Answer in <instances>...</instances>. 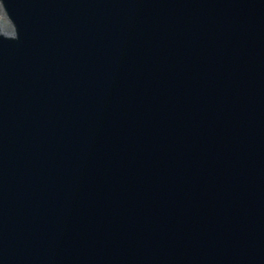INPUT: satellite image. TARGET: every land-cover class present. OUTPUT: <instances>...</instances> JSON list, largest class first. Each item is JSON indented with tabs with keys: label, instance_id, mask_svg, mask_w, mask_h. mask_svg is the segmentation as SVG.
<instances>
[{
	"label": "water",
	"instance_id": "obj_1",
	"mask_svg": "<svg viewBox=\"0 0 264 264\" xmlns=\"http://www.w3.org/2000/svg\"><path fill=\"white\" fill-rule=\"evenodd\" d=\"M0 2V264H264V0Z\"/></svg>",
	"mask_w": 264,
	"mask_h": 264
},
{
	"label": "rangeland",
	"instance_id": "obj_2",
	"mask_svg": "<svg viewBox=\"0 0 264 264\" xmlns=\"http://www.w3.org/2000/svg\"><path fill=\"white\" fill-rule=\"evenodd\" d=\"M2 11L3 10H2L1 5H0V19L2 21V27H3V29H6L10 26V24H9L4 12L2 13Z\"/></svg>",
	"mask_w": 264,
	"mask_h": 264
},
{
	"label": "bare ground",
	"instance_id": "obj_3",
	"mask_svg": "<svg viewBox=\"0 0 264 264\" xmlns=\"http://www.w3.org/2000/svg\"><path fill=\"white\" fill-rule=\"evenodd\" d=\"M1 8H2V7H1ZM2 13H3V11H2ZM0 25H2V21H1V19H0ZM9 31H11V29H8V28L4 29V32H5V33L9 32Z\"/></svg>",
	"mask_w": 264,
	"mask_h": 264
}]
</instances>
